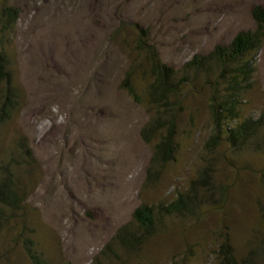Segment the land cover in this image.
<instances>
[{
	"label": "rangeland",
	"instance_id": "rangeland-1",
	"mask_svg": "<svg viewBox=\"0 0 264 264\" xmlns=\"http://www.w3.org/2000/svg\"><path fill=\"white\" fill-rule=\"evenodd\" d=\"M5 5L21 14L0 44L22 98L0 124V166L16 157L21 140L33 159L19 172L29 190L24 209L8 212L0 228V264H31L24 228L35 231L49 264H224L218 252L225 239L237 264L250 254L248 264H264V135L238 150L224 139L210 145L213 92L196 83L173 97L182 104L175 159L152 161L158 138L148 141L142 132L156 116L148 90L155 77L125 26L148 30L159 59L178 71L253 29L251 10L264 0H0V14ZM253 62L242 120L264 112V45ZM132 66L136 98L121 89ZM209 165L211 205L166 220L136 253L103 255L136 208L170 203Z\"/></svg>",
	"mask_w": 264,
	"mask_h": 264
},
{
	"label": "trees",
	"instance_id": "trees-1",
	"mask_svg": "<svg viewBox=\"0 0 264 264\" xmlns=\"http://www.w3.org/2000/svg\"><path fill=\"white\" fill-rule=\"evenodd\" d=\"M20 15L19 9L17 10L15 6H3L0 14L1 38L9 37L13 33ZM251 15L254 21L253 29L239 32L229 44L217 45L208 54L194 55L178 71L159 59L148 30L137 23L125 25L135 31L136 49L149 56L151 74L155 77L148 90L149 100L157 109L156 116L142 132L148 141L158 138L152 161L167 164L175 159L176 110L179 111L182 104L177 100L173 101V97L186 86H197L201 82L213 92L212 117L216 132L210 139V145H219L224 139L231 148L238 150L252 146L262 139L264 112L255 120L251 118L242 120L240 116L244 95L252 87L255 72L253 58L264 45V6H254ZM122 29V26L117 27L110 35V39L116 38ZM134 71L132 66L125 73L121 89L136 98L133 85ZM0 86V124H2L20 107L22 98L9 54L2 44H0ZM18 148L16 157H11L0 166V228L8 224L7 213L22 211L27 201L28 185L19 172H21L20 167L30 164L33 151L24 140H21ZM212 171L210 165L202 169L199 176L190 182L188 188L177 193L170 203L144 204L136 208L131 221L117 230L112 242L106 245L103 255L118 259L116 248L127 253H136L157 234L166 220L200 214L204 207L215 201ZM23 231L21 235L23 251L31 264H49L34 239L35 231L26 228ZM218 254L224 264H237V258L228 239L224 240ZM251 257H248L245 263L253 261Z\"/></svg>",
	"mask_w": 264,
	"mask_h": 264
}]
</instances>
